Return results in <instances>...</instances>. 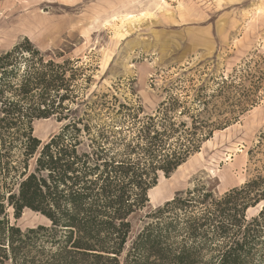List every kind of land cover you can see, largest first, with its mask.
<instances>
[{
    "label": "trees",
    "instance_id": "16d2710c",
    "mask_svg": "<svg viewBox=\"0 0 264 264\" xmlns=\"http://www.w3.org/2000/svg\"><path fill=\"white\" fill-rule=\"evenodd\" d=\"M88 70L27 38L0 53V264H264L261 174L222 195L202 184L177 194L127 246L159 175L254 107L263 80L246 88L247 64L140 116V106L90 104ZM49 119L62 127L42 143L33 124ZM25 210L49 226L11 224Z\"/></svg>",
    "mask_w": 264,
    "mask_h": 264
},
{
    "label": "rangeland",
    "instance_id": "374dc122",
    "mask_svg": "<svg viewBox=\"0 0 264 264\" xmlns=\"http://www.w3.org/2000/svg\"><path fill=\"white\" fill-rule=\"evenodd\" d=\"M23 38L43 53L87 65L90 104L140 106V116H154L163 102H181L183 90L210 92L247 64L245 87L264 82V0L1 1L0 53ZM259 95L254 107L214 132L173 174L159 175L146 207L130 218L127 246L151 221L147 216L177 194L202 184L222 195L264 175V89ZM100 118L107 119L104 110ZM61 127L54 119L36 121L34 136L44 143ZM10 222L22 231L49 226L29 210Z\"/></svg>",
    "mask_w": 264,
    "mask_h": 264
},
{
    "label": "bare ground",
    "instance_id": "6f19581e",
    "mask_svg": "<svg viewBox=\"0 0 264 264\" xmlns=\"http://www.w3.org/2000/svg\"><path fill=\"white\" fill-rule=\"evenodd\" d=\"M133 17V16H132ZM132 17L128 18V16H126V20H130ZM124 22V21H123Z\"/></svg>",
    "mask_w": 264,
    "mask_h": 264
}]
</instances>
